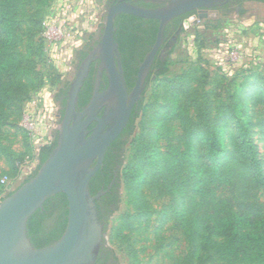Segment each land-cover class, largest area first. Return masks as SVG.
Here are the masks:
<instances>
[{"label":"trees","instance_id":"trees-1","mask_svg":"<svg viewBox=\"0 0 264 264\" xmlns=\"http://www.w3.org/2000/svg\"><path fill=\"white\" fill-rule=\"evenodd\" d=\"M49 1L0 0V126L20 114L29 92L45 83L37 64L44 52L42 14ZM236 1L240 5L249 0ZM105 2L106 8L114 3ZM232 10L224 7L220 13L228 15ZM184 17L180 15L165 26L142 97L126 127L107 148L101 167L89 181V192H104L95 201L104 233L124 192L133 211L124 214L115 227V237L122 241L129 242L134 226L148 225L157 214L161 222L170 220L173 230L186 242L187 253L181 264H264V162L252 140L248 106L251 91L245 90L248 77L225 93L200 65L166 77L170 54L183 27L177 30V26ZM157 27L154 19L125 13L115 17L114 39L128 91L155 41ZM99 31L100 36L101 25ZM35 36H39L35 48L27 45L25 51L18 49L24 37L31 42ZM256 78L264 88V76L258 73ZM55 79L60 80V75ZM69 83L57 94L63 96L61 116ZM86 85L85 81L78 93L80 108L90 97ZM259 102L264 105V100L254 94L252 107ZM151 111L147 129L142 120ZM160 140L164 142L162 148L157 144ZM56 142L55 131L49 143L41 144L34 153V170L14 190L0 189V201L36 174ZM127 149L129 154L125 156ZM0 155L13 172L17 168L14 165L24 160V153H16L1 142ZM220 188H228L234 195L222 196ZM152 197H167L168 201L156 209L149 200ZM67 206L66 196L56 193L29 217L27 235L33 247L43 248L60 238ZM107 260L119 264L104 240L95 264H106Z\"/></svg>","mask_w":264,"mask_h":264},{"label":"rangeland","instance_id":"rangeland-1","mask_svg":"<svg viewBox=\"0 0 264 264\" xmlns=\"http://www.w3.org/2000/svg\"><path fill=\"white\" fill-rule=\"evenodd\" d=\"M104 2L50 0L44 8L41 32L45 39L44 52L37 69L43 73L45 83L29 92L20 114L0 126V142L16 153H24L23 162L14 165L17 166L14 172L6 158L0 155L1 190H14L34 170L37 163L34 153L38 147L52 139L58 125L56 96L63 83L73 79L75 52L90 41L98 25L102 24ZM25 39L18 47L21 51H25L27 45L35 48L39 43V36L33 37L31 42ZM170 56L166 77L172 78L194 65H200L208 70L210 81L217 80L222 93L244 82L243 77H248L245 81L249 85L245 90L251 91L248 106L251 107L252 140L264 162V105L259 102L252 107L254 94L264 100V88L256 78L258 73L264 76V3L243 1L228 15L219 13L196 22L190 19L178 33ZM57 75H60V80L55 79ZM151 113L142 120L143 127L147 129ZM157 144L161 148L164 146L162 140ZM128 154L127 149L125 156ZM3 178L5 182L1 181ZM143 190L149 195L147 189ZM218 193L230 198L234 195L228 188H220ZM149 200L159 209L168 198L152 197ZM132 211L124 192H121L118 211L110 219L105 233V242L114 250L119 264H181L187 253L186 242L173 230L170 220L161 222L157 214L151 217L148 225H135L129 242L115 237L119 219Z\"/></svg>","mask_w":264,"mask_h":264},{"label":"water","instance_id":"water-1","mask_svg":"<svg viewBox=\"0 0 264 264\" xmlns=\"http://www.w3.org/2000/svg\"><path fill=\"white\" fill-rule=\"evenodd\" d=\"M227 1L170 0L156 9L121 1L105 9L99 42L70 83L65 111L56 127L55 147L32 178L0 201V264H95L105 240L95 201L104 192L99 190L91 195L89 181L101 167L107 148L126 127L134 106L142 97L166 24L192 11H197L192 17L193 22L211 17L206 10ZM120 13L158 21L155 41L139 64L129 91L114 39V20ZM212 14L218 15L217 12ZM94 57L100 61L98 81L103 70L107 87L100 92L96 86L85 107L77 111L78 92ZM100 110L103 111L98 116ZM93 122L95 125L89 128ZM56 193H63L67 199L65 229L54 243L37 249L27 235L28 219Z\"/></svg>","mask_w":264,"mask_h":264},{"label":"flooded vegetation","instance_id":"flooded-vegetation-1","mask_svg":"<svg viewBox=\"0 0 264 264\" xmlns=\"http://www.w3.org/2000/svg\"><path fill=\"white\" fill-rule=\"evenodd\" d=\"M113 1H114V3L121 2V1H127V2H130L131 4L138 6V7L147 8V9H156V8H160V7L167 5L170 0H113ZM106 6H107V3L104 2V4H103L104 10H105ZM224 7H228V8L237 10L239 5H238V2L236 0H229L227 2L222 3L220 6H217V7L212 8V9H208L206 11L208 12V14H211L212 16H214L212 13L217 12L219 14L220 11ZM183 15H185V17L182 19L181 23L178 24L177 30H179L181 26L185 27L187 24V23H185V21L188 22L190 19H192L193 15H197V11H192V12H189V13H186ZM175 18H173V19H175ZM172 20H170L168 23H170ZM172 26H173V23H172ZM99 33H100V31L97 30V32L90 38V41L88 43H86L82 48L77 49V51L75 52L74 63H73V75H74L73 79H74L78 69L80 68L81 64L83 63V61L94 51L95 47L97 46L99 39H100ZM83 54H86V55H85V57L82 58ZM99 70H100V61H99L98 57H94L89 64L87 74L84 77V80H83L82 85L79 89V92L81 91V89L83 90L85 81L87 82V85H86L87 88L90 87V90L88 91L90 93V97L92 96L96 86H98V90L100 92L103 91L107 87V78H106L105 72L103 70L101 71L102 72L101 80L98 81ZM105 78H106V80H105ZM72 80L70 81V83L72 82ZM70 83H69V86H70ZM64 84L65 83H63V85ZM63 85L61 87H63ZM67 92H68V90H67ZM90 97H89V99H90ZM62 98H63V96H61V95H58V97L56 96V103H57V108H58L56 116H57V122L58 123H60L62 116H63V115L61 116L59 113V108H60L59 103H60V100ZM66 98H67V95H66ZM89 99H88V101H89ZM65 105H66V103H65ZM84 107L85 106L80 108L78 106V99H77L76 110L81 111ZM64 111H65V107H64ZM102 111L103 110H100L97 115L100 116ZM91 125L89 126V128H92L95 125V123L93 122V123H91ZM106 264H112L111 260H107Z\"/></svg>","mask_w":264,"mask_h":264},{"label":"built area","instance_id":"built-area-1","mask_svg":"<svg viewBox=\"0 0 264 264\" xmlns=\"http://www.w3.org/2000/svg\"><path fill=\"white\" fill-rule=\"evenodd\" d=\"M48 32H49V28H48ZM2 182H5L4 178L1 180Z\"/></svg>","mask_w":264,"mask_h":264},{"label":"crops","instance_id":"crops-1","mask_svg":"<svg viewBox=\"0 0 264 264\" xmlns=\"http://www.w3.org/2000/svg\"><path fill=\"white\" fill-rule=\"evenodd\" d=\"M259 3H263V2H259ZM99 26V28H98V30L100 29V25H98Z\"/></svg>","mask_w":264,"mask_h":264}]
</instances>
